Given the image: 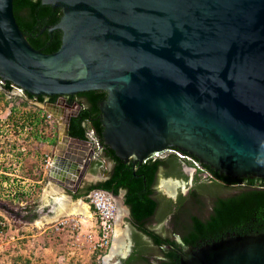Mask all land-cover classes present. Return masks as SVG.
<instances>
[{"label":"water","instance_id":"95a60500","mask_svg":"<svg viewBox=\"0 0 264 264\" xmlns=\"http://www.w3.org/2000/svg\"><path fill=\"white\" fill-rule=\"evenodd\" d=\"M40 3L61 12L50 54L27 43L12 0H0V83L30 95L103 91L102 142L122 162L173 151L224 185L264 188V0ZM37 106L57 125L46 176L75 195L97 156L88 138L68 136L79 107ZM108 194L119 225L127 208ZM180 264H264V232L186 249Z\"/></svg>","mask_w":264,"mask_h":264},{"label":"trees","instance_id":"16d2710c","mask_svg":"<svg viewBox=\"0 0 264 264\" xmlns=\"http://www.w3.org/2000/svg\"><path fill=\"white\" fill-rule=\"evenodd\" d=\"M12 13L20 32L33 49L44 54L57 50L61 31L48 32V29L59 21L60 9L43 5L40 0H12ZM13 89L7 81L0 83V102L5 98L12 102L6 123L13 128L25 127L35 141L52 148L56 142L55 125L52 124V128L44 126L45 131L40 132L45 113L37 104H53L56 96L22 92L18 97L11 94ZM74 97L79 110L69 118L68 136L84 140L88 131L93 133L99 154L90 162L88 172H98L101 176L100 180L88 185L84 194L74 197H84L95 189L112 195H117L119 190L125 192L123 204L129 210V224L133 229L132 247L120 264H180V252L186 249L230 236L264 232V188L224 185L197 167L186 192L178 193L175 200L165 199L155 190L158 173L187 182V176L180 170V161L186 165L191 162L179 158L173 151L134 166L122 162L101 138L98 105L104 100L105 93L94 90L74 94ZM107 162L111 163L110 169L106 168ZM42 179L39 173L38 180ZM39 189L40 184L30 193L12 196L11 201L34 200ZM22 219L25 221L26 217ZM107 250L91 252L86 264H99Z\"/></svg>","mask_w":264,"mask_h":264},{"label":"crops","instance_id":"0c3cea01","mask_svg":"<svg viewBox=\"0 0 264 264\" xmlns=\"http://www.w3.org/2000/svg\"><path fill=\"white\" fill-rule=\"evenodd\" d=\"M6 113L7 116L8 112ZM52 124L55 125L54 133L56 138L57 125L53 119L49 122L51 128ZM53 151L54 146L50 148L40 141H35L25 127L13 128L10 124L6 125V127H0V199H5V202L3 200L5 208L17 211L19 217H26L25 221L21 222L20 220L19 222L25 231L42 230L44 226L52 222L51 220L54 221L64 216V210H67L70 207L69 205H73L76 202L75 195H82L80 193L73 195L55 181L47 178V169L45 171L42 170L41 160L44 155H48L51 158ZM39 173L42 175V181H40L41 179L38 180ZM86 179H91L94 182L100 180L101 176L98 172L90 174L87 167L82 181H86ZM38 184H40V189L34 200L11 201L12 196L26 192L30 193ZM79 188H81V184ZM78 198L84 200L85 196ZM39 234L38 232L25 237H34ZM56 236L63 239L61 246L65 247L64 251L67 257L82 253L89 258L90 253L83 249L72 247V238L67 235ZM57 263L59 264V262Z\"/></svg>","mask_w":264,"mask_h":264},{"label":"rangeland","instance_id":"374dc122","mask_svg":"<svg viewBox=\"0 0 264 264\" xmlns=\"http://www.w3.org/2000/svg\"><path fill=\"white\" fill-rule=\"evenodd\" d=\"M11 94L14 96L20 97L22 93L17 92L14 88L11 91ZM12 102L10 99L5 98L0 102V127H6V112L9 111V106ZM38 107V106H37ZM55 127V126H54ZM170 154L165 152L161 157ZM179 158L183 156L178 155ZM182 160V159H180ZM185 161L191 162V165H186L184 162L180 161L183 167V173L187 176V182H184L181 179L175 178L173 176H165L164 173L159 172L157 176L156 185L158 188V194L165 195V197L176 198L178 193L184 194L190 183L192 176L194 175L195 168L197 166L190 158H186ZM193 162V163H192ZM184 167L190 168L193 170H184ZM202 177H205L204 174H201ZM88 184L95 183L97 181H92L91 179H86L85 181ZM164 197V196H163ZM5 202V199H3ZM2 199H0V227H3V230L0 231V264H86L88 263V257L82 253L76 254L73 257H67L65 255V247L61 246L63 239L55 237L48 233L46 226L43 227L40 231H25L24 227L19 223L20 220L23 222L22 217H19V214L15 210H9L5 208ZM126 213L122 216L119 225L115 222L113 229V236L118 235L120 238L119 247L113 255L110 256L111 250L113 247V242L111 241L110 247L107 250V253L101 257L99 264H114L117 255L122 257L125 256L129 246L132 244L130 236L133 232L132 227L129 222L126 220ZM34 237H25L27 235H34ZM145 238L143 237V240ZM78 260V261H75ZM87 260V261H86Z\"/></svg>","mask_w":264,"mask_h":264},{"label":"built area","instance_id":"2783aa9c","mask_svg":"<svg viewBox=\"0 0 264 264\" xmlns=\"http://www.w3.org/2000/svg\"><path fill=\"white\" fill-rule=\"evenodd\" d=\"M51 120L52 118L45 113L41 133L45 131L44 126L50 127L49 122ZM86 138L96 150H99L98 142L91 131L86 133ZM156 157L160 156L157 155ZM50 160L48 155L42 157V170L45 171L49 167ZM84 203L88 212L86 217L65 215L47 224L46 230L53 236L67 235L72 238V247L83 249L88 253L106 250L110 247L117 218L115 202L107 192L95 189L85 196Z\"/></svg>","mask_w":264,"mask_h":264},{"label":"flooded vegetation","instance_id":"af4514ba","mask_svg":"<svg viewBox=\"0 0 264 264\" xmlns=\"http://www.w3.org/2000/svg\"><path fill=\"white\" fill-rule=\"evenodd\" d=\"M105 96H106V94H105ZM105 99V98H104ZM58 101H63L64 103H66L67 105H69V106H72V105H74V104H76V98L74 97V94L73 95H65V96H56L55 97V100H54V103H56V102H58ZM77 105V104H76ZM79 110V109H78ZM78 110H77V112H78ZM77 112H76V114H77ZM75 114V115H76ZM98 118H99V122H100V119H101V115H100V112H99V115H98ZM165 152H167V151H165ZM165 152H161V153H158L157 155H159L160 157H156L157 155L156 154H153V155H151V156H149V158H147V159H157V158H162L161 157V155L163 154V153H165ZM168 153H170V151L168 152ZM97 154H99V150H97ZM98 156V155H97ZM187 157H184L183 159H186ZM134 164L135 163H133V164H131L132 166H134ZM138 164V163H137ZM180 170L181 171H183V167H182V165H180ZM106 168L107 169H110L111 168V163L110 162H107L106 163ZM156 181H157V178H156ZM88 183H86L85 181H82L81 182V188H79V189H77V191H76V194H84L85 193V191H86V188L88 187ZM155 190H156V192H158V188H157V185H156V183H155ZM69 193H71V191H69V190H67ZM124 191L123 190H119V192H118V194L117 195H113L114 197H116V198H119L120 200H121V202L123 203V197H124ZM158 195H160V194H158ZM161 196V195H160ZM164 196V198L165 199H171V200H173L172 198H168V197H165V195H162V197ZM175 200V199H174ZM124 205V204H123ZM125 206V205H124ZM126 207V206H125ZM127 208V207H126ZM126 220L129 222V210H128V208H127V215H126ZM130 239H131V236H130ZM130 248L128 249V251H127V253L125 254V256L124 257H122V256H120V255H117L116 256V259H115V263L114 264H120V262L123 260V259H125L126 257H127V255L129 254V252H130V249H131V247H132V244L129 246Z\"/></svg>","mask_w":264,"mask_h":264},{"label":"bare ground","instance_id":"6f19581e","mask_svg":"<svg viewBox=\"0 0 264 264\" xmlns=\"http://www.w3.org/2000/svg\"><path fill=\"white\" fill-rule=\"evenodd\" d=\"M61 201V200H60ZM63 201V200H62ZM70 202V201H69ZM69 202H68V204H69ZM61 203V202H60ZM63 204V203H62ZM58 205H59V203H58ZM67 206V205H66ZM70 206V207H69ZM68 207V209L67 210H64V215H81V216H84V217H86L87 215H88V212H87V207H86V205H85V203L84 202H82V201H76V202H74V204L72 205H69ZM58 207H60V206H58ZM62 208V207H61ZM58 209V208H57ZM60 210V209H59ZM62 211V210H61ZM60 211V212H61ZM63 212V211H62ZM61 214V213H60ZM59 216V215H58ZM52 219H54V218H52ZM51 221H53V220H51ZM38 223V222H37ZM119 244H120V238L119 237H117V239H114V244H113V247H112V250H111V254H110V256L111 255H113L114 253H116V251L117 250H119L118 249V247H119ZM118 252V251H117Z\"/></svg>","mask_w":264,"mask_h":264}]
</instances>
